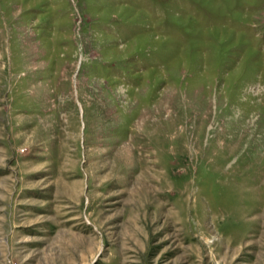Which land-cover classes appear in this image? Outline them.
<instances>
[{
    "label": "rangeland",
    "instance_id": "rangeland-1",
    "mask_svg": "<svg viewBox=\"0 0 264 264\" xmlns=\"http://www.w3.org/2000/svg\"><path fill=\"white\" fill-rule=\"evenodd\" d=\"M0 264H264V0H0Z\"/></svg>",
    "mask_w": 264,
    "mask_h": 264
}]
</instances>
